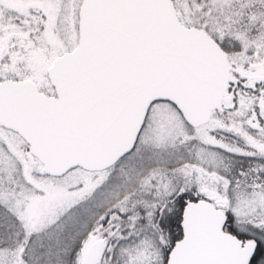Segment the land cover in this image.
I'll return each instance as SVG.
<instances>
[{"label": "snow or ice", "instance_id": "snow-or-ice-1", "mask_svg": "<svg viewBox=\"0 0 264 264\" xmlns=\"http://www.w3.org/2000/svg\"><path fill=\"white\" fill-rule=\"evenodd\" d=\"M0 264H264V0H0Z\"/></svg>", "mask_w": 264, "mask_h": 264}]
</instances>
